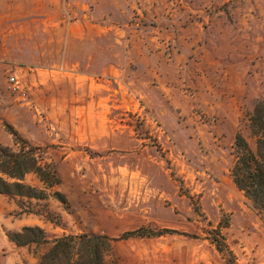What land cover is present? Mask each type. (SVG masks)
Segmentation results:
<instances>
[{
	"label": "rangeland",
	"instance_id": "obj_1",
	"mask_svg": "<svg viewBox=\"0 0 264 264\" xmlns=\"http://www.w3.org/2000/svg\"><path fill=\"white\" fill-rule=\"evenodd\" d=\"M128 1L135 13L115 14L113 25L125 26L124 34L114 31V50L129 63L121 77L93 80L96 106L74 97L75 108H67L65 93L80 92L79 80H61L63 95L53 88V105L43 109V96L11 72L0 79L12 107L1 111L3 129L43 149V162L53 163L60 179L55 190L67 200L32 201L41 228L49 240L92 232L118 238L140 227L175 232L115 242L106 258L114 264H264V213L230 175L237 133L255 147L247 116L264 100V78L235 69L239 56L225 30L235 16L227 9L184 12L173 0H162L157 15H141L132 7L143 0ZM217 6L223 11L233 1ZM212 18L225 31H211ZM125 38L129 45H121ZM11 114L20 131L5 119ZM226 222L221 233L231 253L221 254L207 236Z\"/></svg>",
	"mask_w": 264,
	"mask_h": 264
},
{
	"label": "crops",
	"instance_id": "obj_2",
	"mask_svg": "<svg viewBox=\"0 0 264 264\" xmlns=\"http://www.w3.org/2000/svg\"><path fill=\"white\" fill-rule=\"evenodd\" d=\"M230 1L173 0L183 3L181 9L184 12L193 14L212 9L217 10L216 15H223L226 9L229 10L235 16L234 23L232 30L229 26L225 30L232 32L235 52L239 56L235 69L241 73L240 77L264 78V58L257 60L255 57L258 52L264 54V0H232L233 7L223 11L217 6L220 2ZM129 4L128 0H123L120 6H115L114 0H80L77 5H72L71 0H0V79L5 72H11L18 78L21 87L33 96L37 91L43 96L40 100L43 109L53 105V88L58 91L57 96L63 95L60 87L64 83L61 80H79L80 92L67 90L65 93L67 108H75L72 106L74 97L83 100L86 107L96 106L99 98L93 80L121 77L129 63L123 56L115 55L114 50L115 43H119V40H114V31L124 34L125 26L113 25L115 14L135 13ZM161 5L162 0H143L132 9H137L141 15H145V9L153 10V14L157 15ZM219 22V19L212 18L211 31L214 28L225 31L219 28ZM121 45H129V39H121ZM247 47L259 48V51L250 49L248 53ZM4 90L5 87L0 84V144L12 147L13 137L1 125V111L12 108L8 107L11 103L4 98ZM32 95L31 100H36ZM100 99L101 104L107 100L104 90ZM5 119L20 131V122L15 120L14 115ZM28 177L35 178L33 186L42 187L32 174L26 177V183ZM34 226H43L39 215L21 214L17 201L0 194V264L38 263V258L30 250L33 246L19 247L8 237L10 232Z\"/></svg>",
	"mask_w": 264,
	"mask_h": 264
},
{
	"label": "trees",
	"instance_id": "obj_3",
	"mask_svg": "<svg viewBox=\"0 0 264 264\" xmlns=\"http://www.w3.org/2000/svg\"><path fill=\"white\" fill-rule=\"evenodd\" d=\"M251 137L255 141L252 148L248 140L239 132L234 144V162L230 170L233 182L254 209L264 213V100L254 104L253 111L247 116ZM12 135V147L0 144V194L9 199H18L21 214H38L32 201H47L54 198L66 204L65 196L55 190L60 184L55 165L43 162V149L31 145L17 131L7 126ZM34 175L42 187L38 188L25 182L28 175ZM220 223L208 232L207 239L215 245L218 252L231 253ZM175 233L172 230L153 232L145 227L123 233L118 238H110L102 233L68 234L49 240L44 229L38 226L24 227L20 232H10L8 237L19 247L35 246L37 264H114L106 258L113 250V244L135 238L160 237ZM186 237H193L184 235ZM231 264V263H230Z\"/></svg>",
	"mask_w": 264,
	"mask_h": 264
},
{
	"label": "built area",
	"instance_id": "obj_4",
	"mask_svg": "<svg viewBox=\"0 0 264 264\" xmlns=\"http://www.w3.org/2000/svg\"><path fill=\"white\" fill-rule=\"evenodd\" d=\"M9 82L11 84H16V78H14V77L9 78Z\"/></svg>",
	"mask_w": 264,
	"mask_h": 264
}]
</instances>
